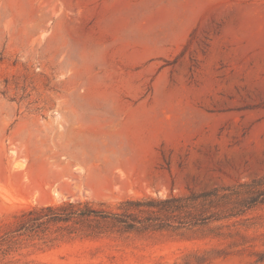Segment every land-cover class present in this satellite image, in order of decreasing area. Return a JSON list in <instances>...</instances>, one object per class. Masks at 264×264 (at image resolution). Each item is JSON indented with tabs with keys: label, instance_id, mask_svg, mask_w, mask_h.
<instances>
[{
	"label": "rangeland",
	"instance_id": "374dc122",
	"mask_svg": "<svg viewBox=\"0 0 264 264\" xmlns=\"http://www.w3.org/2000/svg\"><path fill=\"white\" fill-rule=\"evenodd\" d=\"M263 173L264 0H0V222ZM210 247L133 232L27 260L185 264ZM262 251L260 235L202 264H264Z\"/></svg>",
	"mask_w": 264,
	"mask_h": 264
},
{
	"label": "trees",
	"instance_id": "16d2710c",
	"mask_svg": "<svg viewBox=\"0 0 264 264\" xmlns=\"http://www.w3.org/2000/svg\"><path fill=\"white\" fill-rule=\"evenodd\" d=\"M263 209L264 173L183 194L128 197L115 205L64 201L31 206L0 222V264H30L27 258L34 251L67 238L163 231L207 241L211 247L185 263L202 264L243 251L264 236L250 233L264 227Z\"/></svg>",
	"mask_w": 264,
	"mask_h": 264
}]
</instances>
